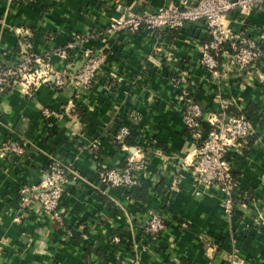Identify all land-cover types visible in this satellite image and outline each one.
I'll use <instances>...</instances> for the list:
<instances>
[{
    "label": "crops",
    "instance_id": "1",
    "mask_svg": "<svg viewBox=\"0 0 264 264\" xmlns=\"http://www.w3.org/2000/svg\"><path fill=\"white\" fill-rule=\"evenodd\" d=\"M183 1L0 0V72L15 67L27 43L53 74L74 72L87 55L103 61L88 90L52 81L28 91L18 80L0 90V264H230L234 256L239 264H264V69L243 78L206 71L204 23L175 32L108 31L122 17ZM233 27L264 50V9ZM174 79L186 81L202 107L204 137L218 97L253 116L255 135L229 154L240 197L232 217L219 187L194 181L197 141L178 112ZM44 109L55 116L45 118ZM122 125L134 137L128 150L115 142ZM13 140L26 143L24 156L4 151ZM141 152L153 183L145 203L98 182L99 171L120 169ZM54 159L75 167L62 201L64 230L39 204L17 215L21 189L38 187ZM153 213L169 224L154 240L142 229ZM113 237L122 244L114 246Z\"/></svg>",
    "mask_w": 264,
    "mask_h": 264
},
{
    "label": "built area",
    "instance_id": "2",
    "mask_svg": "<svg viewBox=\"0 0 264 264\" xmlns=\"http://www.w3.org/2000/svg\"><path fill=\"white\" fill-rule=\"evenodd\" d=\"M194 1L193 5H189L185 0L178 5L161 7L154 13L130 14L115 21L108 31L109 33L123 30L131 33H155L164 28L179 31L187 25L204 23L208 41L201 46L200 53L201 64L206 71L217 78L221 77L223 71L243 78L253 71L264 69V50L255 39L247 35L244 28L237 31L233 27V23L245 27L251 15L264 9V0ZM230 16L232 18L228 21ZM78 40L80 38L76 41ZM68 48H72V45ZM23 49L25 53H22L20 61L14 68L0 72V90L7 87L9 78H18L20 84L28 91L41 83L52 81L56 88H62L67 81H74L79 91L88 90L97 83L103 62L99 57L87 55L89 60L78 73L64 70L53 74L47 61L33 53L31 44H25ZM173 83L179 89L178 112L197 141L194 181L199 187H219L225 196L224 211L232 217L237 206L233 196L239 182L233 173L229 154L255 135V125L245 114L229 112L230 105L218 97L219 106L217 110L208 114L209 129L204 137L202 133L204 112L194 100L191 86L184 80L174 79ZM42 114L45 118L55 116V113L49 109H44ZM130 134L127 127H122L115 135L116 144L128 150L126 145ZM26 149V143L13 140L6 145L4 151L22 157ZM42 173L44 179L38 187L21 189L17 215L21 218L29 214L35 204H39L41 214L64 230L65 209L62 201L69 179L75 173L74 164L54 159L48 163ZM97 177L98 182L103 186L130 191L140 185L141 179H147V159L142 152L137 153L126 159L122 169H105L99 171ZM167 222L164 215L153 213L145 220L142 229L154 240L167 229ZM68 233L69 236H73L72 232ZM111 241L114 246L122 244L120 237H113ZM230 264H239L236 256L231 259Z\"/></svg>",
    "mask_w": 264,
    "mask_h": 264
},
{
    "label": "trees",
    "instance_id": "3",
    "mask_svg": "<svg viewBox=\"0 0 264 264\" xmlns=\"http://www.w3.org/2000/svg\"><path fill=\"white\" fill-rule=\"evenodd\" d=\"M178 31V30H177ZM175 32V31H174ZM18 78H9L8 80H7V83H8V81H10V82H14L15 80H17ZM19 80V79H18ZM194 97V96H193ZM194 100H195V98H194ZM196 101V100H195ZM229 112H231V113H236V114H238L239 112H236L235 110H234V108L233 107H230V109H229ZM247 113H251V112H247ZM244 114V113H243ZM247 116H248V114H247ZM249 117V116H248ZM256 117H257V115H256ZM250 118V117H249ZM253 118V116L251 115V118L250 119H252ZM126 126H128V125H122V127H126ZM122 127H120L119 129H121ZM119 132V131H118ZM130 138V137H129ZM128 138V140H127V142L129 143V145H131V146H133L134 145V142H133V140H134V137H131L130 139ZM252 138V137H251ZM22 144V143H21ZM124 165H125V162H124V164L122 165V167H120V169H122L123 167H124ZM153 187V183L149 180V179H146V178H143V179H141L140 180V185L139 186H137V187H134L132 190H130V191H125V190H123V189H119L122 193H124L125 195H127L128 197H130L132 200H134V201H137V202H142V203H145L147 200H148V198H149V196H150V190H151V188ZM238 191L239 190H237L235 193H234V196H233V200H234V202L235 203H237V202H239V200H240V197H239V194H238ZM167 226H169V224H166ZM75 236V235H74ZM121 237V236H120ZM124 239V238H123Z\"/></svg>",
    "mask_w": 264,
    "mask_h": 264
},
{
    "label": "water",
    "instance_id": "4",
    "mask_svg": "<svg viewBox=\"0 0 264 264\" xmlns=\"http://www.w3.org/2000/svg\"><path fill=\"white\" fill-rule=\"evenodd\" d=\"M88 60H89V59H88V57H87V58L84 60V62L82 63V65H81L79 68L75 69L74 72L77 73L78 71L82 70V68L84 67V65L86 64V62H87Z\"/></svg>",
    "mask_w": 264,
    "mask_h": 264
}]
</instances>
